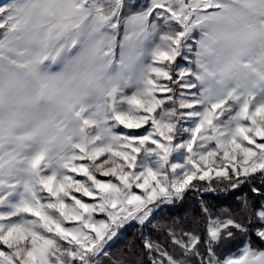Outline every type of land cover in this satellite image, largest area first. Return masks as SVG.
Masks as SVG:
<instances>
[{
    "label": "snow or ice",
    "instance_id": "6c2138e0",
    "mask_svg": "<svg viewBox=\"0 0 264 264\" xmlns=\"http://www.w3.org/2000/svg\"><path fill=\"white\" fill-rule=\"evenodd\" d=\"M257 179L264 0L0 3V264H264Z\"/></svg>",
    "mask_w": 264,
    "mask_h": 264
},
{
    "label": "trees",
    "instance_id": "16d2710c",
    "mask_svg": "<svg viewBox=\"0 0 264 264\" xmlns=\"http://www.w3.org/2000/svg\"><path fill=\"white\" fill-rule=\"evenodd\" d=\"M137 2H142V0H137ZM256 186L264 187V180L257 179ZM237 192L241 197H244L245 195L248 197H254L250 185L238 189ZM202 198L204 203H206L214 213H218L222 209H239L240 202L233 194H225L223 192L202 194L193 191L189 193L188 198L185 201L168 206L167 210L156 218L154 224L162 225L175 221L177 224L183 225L184 227L196 228L194 221L201 215L200 207ZM142 231L143 230L138 225L128 228L124 236L121 238V241L118 242V247H126L130 242L139 243ZM153 232L154 229H148V233ZM253 239H255V237H253ZM243 244L244 239L240 238L237 243L229 246L228 251L235 252L239 247H242Z\"/></svg>",
    "mask_w": 264,
    "mask_h": 264
},
{
    "label": "rangeland",
    "instance_id": "374dc122",
    "mask_svg": "<svg viewBox=\"0 0 264 264\" xmlns=\"http://www.w3.org/2000/svg\"><path fill=\"white\" fill-rule=\"evenodd\" d=\"M8 0H0V3H6Z\"/></svg>",
    "mask_w": 264,
    "mask_h": 264
}]
</instances>
